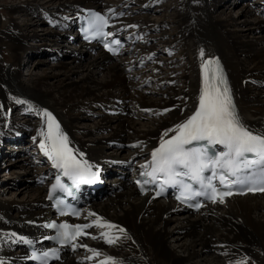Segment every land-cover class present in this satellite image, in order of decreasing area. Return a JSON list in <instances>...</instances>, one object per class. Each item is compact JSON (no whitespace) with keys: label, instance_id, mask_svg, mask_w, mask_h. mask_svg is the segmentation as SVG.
<instances>
[{"label":"bare ground","instance_id":"1","mask_svg":"<svg viewBox=\"0 0 264 264\" xmlns=\"http://www.w3.org/2000/svg\"><path fill=\"white\" fill-rule=\"evenodd\" d=\"M158 1L163 2L159 8L165 17L161 24L135 14L132 4L141 12L146 0H51L43 7L39 0H25L12 11L29 19V23L27 19H21L18 25L8 18L6 22L0 20V54L6 50L10 55L8 63L0 62V158L6 152L27 158V168L12 175L21 183L18 194H31L33 198L30 204L0 200L2 264H24L22 240L37 241L44 234L41 223L55 220L44 201V185L34 184L50 168L37 167L29 159L33 155L50 163L38 147L41 120L36 109L53 114L68 136L70 147L82 152L83 159L92 165L99 164L108 174L117 171L124 175L123 180L105 179L103 190L111 194H103L101 200L85 206L77 220L91 225L85 232L87 239L77 238L74 243L78 246L71 248L73 253L65 252L60 262L51 264H100L106 256L118 264H236L245 257L244 264H264V193L207 204L191 217L181 214L180 208L170 201L140 195L123 167L139 169L145 165L160 136L191 115L197 103L200 64L212 57L223 66L242 122L253 132L264 134V96L256 93L257 86L264 81V34L258 32L248 38L264 23V0H249L248 5L251 3L256 9L244 7L239 20L226 12L237 0H149ZM92 8L107 14L113 33L129 40L126 49L131 50L110 58L97 51L96 45L87 51L86 46L73 43L70 47L77 52L64 53L55 58V65L47 72H29L25 82L19 81L21 59L31 68L37 60L38 66L43 61L28 56L39 55L35 50L48 49L45 41L54 44L61 34L68 40L64 42L72 43L69 39L76 38L71 16ZM41 24L49 30L43 27L44 33L38 35L33 29ZM168 26L171 33L165 31ZM157 27L159 31L151 35ZM27 40L37 42L39 48H30ZM153 41L163 48L157 47L159 50L155 51ZM175 49L179 54L170 57ZM159 51L167 58L155 57ZM122 54L133 58L123 59ZM142 66L140 81L127 72V68ZM147 77L152 78V84ZM29 104L32 111L27 110ZM13 110L19 113L16 118ZM132 112L142 115L133 121L126 117ZM87 121L90 127H79ZM172 134L167 132L165 138ZM123 144L131 149L127 154L121 153ZM133 144L136 147H131ZM19 157L7 163L22 166L26 160ZM1 179L6 187L14 183L4 180L3 175ZM90 213L118 228L93 225L96 217ZM170 223L173 231L169 233L166 228ZM104 231L116 237L113 244L104 242L100 235ZM171 242L178 245L177 252L172 251ZM81 245L96 249L100 255L94 256ZM90 256L92 259H87Z\"/></svg>","mask_w":264,"mask_h":264},{"label":"snow or ice","instance_id":"2","mask_svg":"<svg viewBox=\"0 0 264 264\" xmlns=\"http://www.w3.org/2000/svg\"><path fill=\"white\" fill-rule=\"evenodd\" d=\"M107 24L106 16L88 12L83 18L85 39H88L89 35L92 37L111 35L104 32ZM117 44L118 41L113 39L111 43L105 41L104 47L116 54L117 49L111 45ZM16 102L22 103L20 100ZM27 110L32 111V105L29 104ZM35 111L41 120V127L37 129L38 147L51 162L52 167L57 169L60 175L67 177L73 185L95 182L99 169L94 170V166L83 159L82 152L70 147L68 136L53 114L46 109ZM167 132L174 134L165 138ZM131 147L136 145L133 144ZM141 169L140 178L135 181L141 194L148 190L146 187L148 185L155 187L156 195L171 187L178 202L186 203L193 208L201 206L192 202L196 198L202 197L213 203L219 200L223 203L224 198L231 196L234 190L241 194L264 192V134L253 132L242 122L218 59L212 57L202 60L194 111L181 123L176 124L174 129H167L160 136L158 145L150 152V160L146 165H141ZM56 187L66 191L65 186L59 182V176ZM61 214L79 216V212L75 210L70 213L62 211ZM89 215L96 217L93 225L97 227L118 228L111 222L103 221L95 213ZM46 226L54 230L55 242L66 245L76 241L80 236L87 235L83 230L91 225L54 223ZM119 231L124 232V229L119 228ZM10 235L16 236L15 233ZM100 235L106 244H113L116 240L108 231ZM25 243L31 245L32 242L25 240ZM77 246L76 243H71L73 249ZM81 246L94 256L100 255L96 249ZM50 255L56 256V251L54 249L43 251L39 255L34 251L32 258L40 264H47ZM87 259L91 260L92 257ZM246 259L245 257L238 260L236 264H244ZM100 264L118 262L106 256Z\"/></svg>","mask_w":264,"mask_h":264},{"label":"rangeland","instance_id":"3","mask_svg":"<svg viewBox=\"0 0 264 264\" xmlns=\"http://www.w3.org/2000/svg\"><path fill=\"white\" fill-rule=\"evenodd\" d=\"M29 1H31V0H29ZM49 1H51V0H39L40 6L43 7L42 5L45 4L46 2H49ZM23 2H25V0H0V20L2 22L3 21L6 22V20L8 18V20H10L12 23L17 24V25L21 24V22L23 20L26 21L27 18L25 19L24 17H21V16L17 15L16 12L12 11L13 9L16 8V6L21 5V3H23ZM162 3H163L162 1L161 2L158 1L157 3H151V2H149V0H146V2L143 3V6L140 7V8H143L141 10V12L138 11L139 7L137 5H135L134 3L132 4V7L135 8L134 10H135V14L136 15H142V16L144 15L145 17L147 16L154 23L161 24V23H163L164 18H165L164 17V12L162 10H160V8H159L162 5ZM248 4H249V0H237L236 4H234L233 6L228 8L227 11L226 10L225 11L228 12V14H230L234 19H238L239 20V19L243 18L240 15V13H241V11H243L244 7L249 6L251 11H253V10L255 11V9H256L255 6L253 4H251V3H250V5H248ZM150 7H152V8H150ZM126 8L129 9L130 6H127ZM145 9H148V10H145ZM127 11L130 12V10H127ZM131 11H133V10H131ZM250 16L251 17H249V19H252V15H250ZM21 19H23V20H21ZM27 22L29 23V19H27ZM43 27L46 28L47 26L45 24H41L39 26L36 25V26H34L33 30L36 32V34L42 35L44 33V29H45ZM0 29H3V27L1 26ZM48 30H49V28H48ZM166 30H168V31H166ZM171 30L172 29H171L170 26L165 28V31L168 32V33H171ZM158 31H159L158 27L154 28L151 31V35H153L154 33H157ZM258 32L260 34H262V35L264 34V23L259 27V29H255V31H252L248 35V38H251L253 35H255ZM61 36H62L61 39L56 40L55 42H53L54 44H51V43L45 41V43L48 44V49H41L42 47L39 48L37 46V44H36L37 42H32L31 40H27L26 41V44H28V46L30 48H34V50L39 48V50H35L36 52L39 51V55H38V53H36V54L31 55V57L28 56V58H30V59L32 58L33 60L35 58L38 59V60L40 59L43 62L37 66L36 65L37 64V62H36L37 60H35V63H34L35 67L31 68L29 66H25L24 59L23 60L21 59V61H20V64H21L20 65V72H19L20 76L18 77L19 81L25 82L27 77H28L27 75H28L29 72H31L32 74H41L43 72H47L48 68L50 66L55 65V63H56V59L55 58L56 57L61 58V55L64 54V53L71 54V53L77 52V51L71 49L73 43L64 42V41H68V40H66L63 37V34H61ZM153 44H154V47L156 49L155 51L159 50V49H157V47L158 48H163V45L159 44L156 41H153L152 45ZM97 51L100 52L101 50L97 49ZM173 51L174 52L172 53V55H170V57L173 56V55L177 56V54H179V50L178 49H175ZM2 52H3L2 55L0 54V62L2 61L3 63H8L9 60H10L9 53L6 50H2ZM56 53H58L59 55L57 54V56H55ZM129 56H130V54H122V58L123 59L131 60L133 57L131 59H128V58L131 57V56L130 57ZM155 57H157V58H163V57L167 58L163 51L156 52ZM25 59H27V58H25ZM143 67L144 66H142L140 68H135V69L127 68V72H128L129 75H131L134 78V80H136V78H137V80H139V75H140L141 69ZM131 73H133V74H131ZM137 73H138V75H137ZM147 79H149V77H147ZM150 83L151 84L153 83L152 78L149 79V85H150ZM253 91H255V90H253ZM256 93L264 96V81H263L262 84L257 86ZM258 94H256V95H258ZM12 115L16 118L19 115V113L16 110H13ZM141 115H139V113H133L132 112V113L128 114V116H126V117L128 119L130 118L131 120L134 121V120H138L139 116H141ZM19 118H20V116H19ZM78 120L80 121V119H78ZM82 124H84V127H90L89 125L91 123L89 121L84 122V123L82 122V123L79 124V127ZM108 150H110V149H108ZM120 150H122V152H121L122 154H127V152H129L131 149H130V147H127L125 144H123L120 147ZM8 154H9V152H6V154L2 155L1 158H0V163H1L0 166L3 167V168L6 167V169L4 170L5 172H3V168L0 169V190L2 189L0 191V200H2V202H5V203H7L8 201L12 200V201H16V202H22V203L30 204L33 201L32 200L33 198H31V194H25L24 196L23 195L21 196V194L19 195L18 192L20 191L19 188L21 187V185H20L21 183H19L18 181H16L13 178V177H15L13 175L17 174L18 172H22L24 170V168L25 169L27 168V165H28L27 158L25 156H21V157L25 158V160H26L25 163H23L22 166L11 165V164L7 163L8 160L11 161V162H14V160H16L19 156L14 157L15 155H12L13 156L12 157V156H10ZM16 154H17V152H16ZM21 157H19V158H21ZM32 160H35V159L32 158ZM2 175L4 176V180H6L8 182H10L12 180V182H14V183H12L13 185L11 187H6L5 183L1 181L2 180L1 179ZM129 175L132 178V174L129 173ZM260 197L261 196H258L257 199H260ZM176 215L177 216L181 215L178 210H176ZM195 215L196 214L194 213V214H192L190 216L194 217ZM171 224H173V223H170V225H168V227L166 228L168 231L170 229L169 233L173 231V227L171 226ZM183 240H184V238H183ZM169 244H170V247L173 249L172 251H176L177 252V246L178 245H176L175 242H171ZM206 255H208V253H206Z\"/></svg>","mask_w":264,"mask_h":264}]
</instances>
